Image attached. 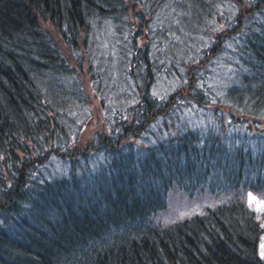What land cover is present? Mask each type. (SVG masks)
Listing matches in <instances>:
<instances>
[{
  "label": "trees",
  "instance_id": "obj_1",
  "mask_svg": "<svg viewBox=\"0 0 264 264\" xmlns=\"http://www.w3.org/2000/svg\"><path fill=\"white\" fill-rule=\"evenodd\" d=\"M250 192L264 0H0V264H264Z\"/></svg>",
  "mask_w": 264,
  "mask_h": 264
},
{
  "label": "rangeland",
  "instance_id": "obj_2",
  "mask_svg": "<svg viewBox=\"0 0 264 264\" xmlns=\"http://www.w3.org/2000/svg\"><path fill=\"white\" fill-rule=\"evenodd\" d=\"M130 20H134V15L131 14L129 16ZM84 81H85V77L83 76ZM93 118V117H92ZM91 118V119H92ZM90 119V120H91ZM95 122V121H94ZM90 123L87 126V129L90 127ZM83 129V136H87L88 133H85L84 128ZM90 132V131H89ZM246 198H247V204L250 208H253V210L255 211V217L256 219H258L261 223L263 232L261 235V241H260V246L258 247V251L262 254L263 251V245H264V194L261 195H255L254 193H247L246 194ZM204 200L201 198H197V202H195L194 199H185V198H179V197H173L169 200V212L171 213V215H179V216H185L184 215V210H187L188 208H194V209H198L197 206L198 205H204Z\"/></svg>",
  "mask_w": 264,
  "mask_h": 264
}]
</instances>
